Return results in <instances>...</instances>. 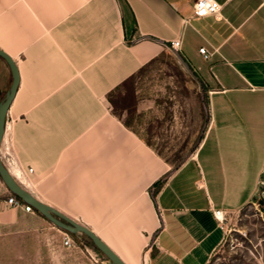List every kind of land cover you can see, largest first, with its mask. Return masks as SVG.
<instances>
[{
    "label": "crops",
    "instance_id": "crops-1",
    "mask_svg": "<svg viewBox=\"0 0 264 264\" xmlns=\"http://www.w3.org/2000/svg\"><path fill=\"white\" fill-rule=\"evenodd\" d=\"M193 1L0 0V51L18 77L0 161L124 264H207L224 237L211 212L247 205L263 173L264 0H214L217 15L201 19ZM157 58L196 86L195 109L161 113V151L189 152L177 163L147 139V108L125 109L124 127L107 99ZM10 82L0 58V103ZM175 119L184 130L189 119L191 133L167 135ZM9 196L0 181V264H108L81 234L7 205ZM63 234L74 246L61 245Z\"/></svg>",
    "mask_w": 264,
    "mask_h": 264
},
{
    "label": "rangeland",
    "instance_id": "rangeland-1",
    "mask_svg": "<svg viewBox=\"0 0 264 264\" xmlns=\"http://www.w3.org/2000/svg\"><path fill=\"white\" fill-rule=\"evenodd\" d=\"M126 97L127 99L124 101ZM195 97L196 86L190 76L177 73L172 60L166 59L161 62L160 59L144 67L115 90L110 96L112 101L110 108L123 122L128 121L124 110H122L123 107L131 108L133 104L139 103L140 106L147 108L145 110H148L149 113L146 116L145 124L146 129L150 131L147 139L154 142L158 149L157 153L176 162L189 152L176 149L161 151V113L173 112L182 117L184 113L195 109ZM198 106L200 107L199 104ZM175 122L178 127L169 129L167 135H178L181 130L191 133L188 127L189 119L185 121L187 124L185 130L181 125L183 124L181 120L175 119ZM191 130L193 131V128ZM193 136L190 137L186 145L179 144L188 148ZM178 146L176 145L175 148ZM260 182L262 184L258 185L254 198L247 205L238 211L224 214L223 220L219 224L224 233L223 241L211 255L213 260L208 264H264V214L259 210L257 204V200L260 199L263 201L262 206L264 207V194L261 195V192H264V171ZM77 236L84 245L90 246L83 235ZM135 259L129 258L130 264H135Z\"/></svg>",
    "mask_w": 264,
    "mask_h": 264
},
{
    "label": "water",
    "instance_id": "water-1",
    "mask_svg": "<svg viewBox=\"0 0 264 264\" xmlns=\"http://www.w3.org/2000/svg\"><path fill=\"white\" fill-rule=\"evenodd\" d=\"M0 58L7 65L9 72L11 74V82L9 85V89L5 95L4 100L0 103V142L3 136V128H4V118L9 103L11 102L15 87L17 85L18 77L17 71L14 66L13 61L2 51H0ZM0 181L4 184L6 189L20 202L25 205H28L33 211L38 213L40 216L45 218L48 222H50L55 227L63 230L64 232L73 235V234H81L86 237L92 244V246L110 263L112 264H124L107 246H105L93 232L88 230L87 228L76 224L65 216L57 213L52 208L46 206L45 204L36 200L33 196L22 190L12 179L8 171L5 169L3 164L0 161ZM257 204L259 206L263 205L262 200H257Z\"/></svg>",
    "mask_w": 264,
    "mask_h": 264
},
{
    "label": "built area",
    "instance_id": "built-area-1",
    "mask_svg": "<svg viewBox=\"0 0 264 264\" xmlns=\"http://www.w3.org/2000/svg\"><path fill=\"white\" fill-rule=\"evenodd\" d=\"M219 9H220V6L214 0H194L192 3V17L195 19H201L205 17L216 16ZM179 44H180L179 38L175 37L170 41L169 48L173 52H176L179 48ZM198 53L201 55V57L204 60L208 59L210 56V54L204 48H199ZM263 171H264V168H263ZM259 184H262V183L259 182ZM263 194L264 192H261V195ZM18 202L19 201L14 196H9L5 200V203L9 206H16L18 205ZM23 210L25 212L32 211V209L28 205H24ZM211 215H212L213 220L218 225L222 222L223 217H224V213L219 210H213L211 212ZM61 245L64 248H68V247L74 246V242L67 234H63ZM89 259L93 261L91 257H89Z\"/></svg>",
    "mask_w": 264,
    "mask_h": 264
},
{
    "label": "trees",
    "instance_id": "trees-1",
    "mask_svg": "<svg viewBox=\"0 0 264 264\" xmlns=\"http://www.w3.org/2000/svg\"><path fill=\"white\" fill-rule=\"evenodd\" d=\"M161 58H157L154 62H157L158 60H160ZM153 62V63H154ZM152 64V63H151ZM142 70V69H141ZM140 71V70H139ZM138 71V72H139ZM136 74V73H135ZM134 75V74H133ZM132 75V76H133ZM132 76H130L128 79H126L123 83H125L126 81H129V79H131V77ZM122 83V84H123ZM121 84V85H122ZM120 85V86H121ZM120 86H118L117 88H115L112 92H110L109 93V95L107 96V99H108V103H109V105L110 106H112V101L110 100V96H111V94L113 93V92H115V90H117ZM126 99H127V97L125 98V100L124 101H126ZM122 101V100H121ZM123 104L125 103V102H122ZM126 108L125 107H123L122 108V110H125ZM113 115H114V113H113ZM122 125L124 126V127H127V124H126V122H123L122 123ZM173 168H176V166H174ZM161 182H162V179H159V180H157V181H155L152 185H151V188H152V192H151V198L153 197V195L154 194H156L157 193V191H158V189H159V187L161 186ZM19 201V200H18ZM259 210L264 214V207L263 206H259ZM86 238V237H85ZM87 239V238H86ZM76 241V240H75ZM87 241H88V243H89V245L96 251V252H98L93 246H92V244H91V242L87 239ZM99 253V252H98ZM100 254V253H99ZM152 255V254H151ZM213 260V258H212V256L209 258V260H208V263H210L211 261ZM207 263V264H208Z\"/></svg>",
    "mask_w": 264,
    "mask_h": 264
}]
</instances>
